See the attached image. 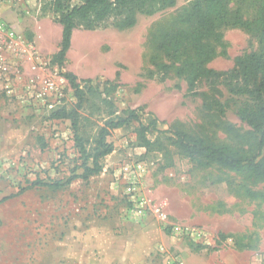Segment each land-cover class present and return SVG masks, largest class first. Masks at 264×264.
Instances as JSON below:
<instances>
[{"label": "rangeland", "instance_id": "rangeland-1", "mask_svg": "<svg viewBox=\"0 0 264 264\" xmlns=\"http://www.w3.org/2000/svg\"><path fill=\"white\" fill-rule=\"evenodd\" d=\"M49 1L0 0V20L13 27L23 45L22 52L9 55L20 61L23 83L50 78L59 93L48 98L49 104L56 102L51 107L0 96V264H264V181L213 161L199 163L177 147L173 135L179 130L240 151L256 144L221 73L233 69L237 57L259 52V36L240 27L222 28L211 41L216 54L205 65L219 77L208 74L189 87L177 74L179 63L163 48L174 32L189 29L186 13L194 0H175L150 14L137 13L130 27H120L118 15L92 26L77 23L59 66L53 56L62 26ZM263 4L240 0L237 6L252 16ZM66 72L86 90L78 133L87 149L108 116H124L129 109H137L144 124L155 120L156 130L145 132L151 143L145 148L136 122L113 129L107 140L114 150L101 159L100 174L57 189L32 186L35 179L65 180L73 170L81 171L71 119L51 116L55 109L76 105ZM100 95L112 107L104 106ZM212 99L228 101L224 115L204 107ZM135 161L145 165L138 195L161 204L169 224L128 213L126 185L117 184L112 174ZM72 205L81 208L72 214Z\"/></svg>", "mask_w": 264, "mask_h": 264}, {"label": "trees", "instance_id": "trees-1", "mask_svg": "<svg viewBox=\"0 0 264 264\" xmlns=\"http://www.w3.org/2000/svg\"><path fill=\"white\" fill-rule=\"evenodd\" d=\"M50 0L49 9L58 16L61 24V40L59 50L53 56V62L61 66L65 54L70 46L73 28L77 23H85L89 26L105 20L111 15L121 17L119 26L130 27L135 22L137 13L150 14L156 10L172 6L175 0ZM236 0H194L186 13V22L189 29L174 32L163 48L170 51L174 61L178 62L177 74L183 77L189 87H193L200 78L210 74L219 77V73L206 68V64L215 56L216 51L211 43L217 39L220 30L225 27H240L259 36L262 48L259 52H251L241 55L236 59V66L230 71L221 73L226 90L231 99H236V114L239 119L247 124L257 136L256 144L249 150L240 151L227 144H207L204 139L191 136L183 131L173 132L175 144L187 156L192 159L213 161L235 173L245 175L254 181H264V4L258 7L252 16H244ZM181 39L187 42L185 48ZM74 91L77 99L76 105L69 109H55L51 116L55 118L71 119V127L76 146L79 150L81 161L77 168L79 173L73 172L65 179L44 181L35 179L32 186H48L53 189L70 185L80 179L88 181L91 177L102 172L101 159L109 155L113 150V143L107 140L110 131L123 127L130 122H136L139 126L138 139L141 146L148 148L150 141L145 137V132L156 130V121L150 119L147 124L142 123L137 109L127 110L124 116H108L102 125L96 129L93 145L87 149L79 135L78 120L79 110L85 101L86 90L77 81L71 72L63 74ZM217 77L212 79L215 82ZM92 91V90H91ZM99 93V91H98ZM101 103L106 107H112L111 101L105 96L101 97ZM228 101L212 99L205 103L207 110H213L219 115H224L228 108ZM252 196H259L250 193ZM264 198V195H262ZM70 210L74 214L80 210ZM164 229L167 227L164 226Z\"/></svg>", "mask_w": 264, "mask_h": 264}, {"label": "built area", "instance_id": "built-area-1", "mask_svg": "<svg viewBox=\"0 0 264 264\" xmlns=\"http://www.w3.org/2000/svg\"><path fill=\"white\" fill-rule=\"evenodd\" d=\"M19 36L13 30V27L7 26L0 20V96L15 97L19 101L27 104L33 101L45 102L49 104L48 98L57 96L58 85L54 84L50 78L42 79L41 83L30 81L27 84L23 83V77L20 69V61L14 63V60L9 59L10 52L17 53L18 50L22 52V42L18 40ZM34 68V67H33ZM15 75L12 78L10 75ZM65 82L66 80L63 79ZM24 96L29 99L26 100ZM145 174V165L142 161H135L131 163H124L118 168L114 169L112 177L117 184L126 185L125 194L131 201V206L128 213L136 216H143L146 214L155 217L163 225L169 224L167 221V213L159 203H152L150 199L145 196L138 195L142 188V181ZM134 194V195H133ZM133 195V196H132ZM132 196V197H131ZM78 205H72V209H77ZM173 229H180L177 225H172ZM185 230H188L185 228ZM188 233V232H187ZM191 233L199 234V231L191 230ZM175 264H183L177 261Z\"/></svg>", "mask_w": 264, "mask_h": 264}, {"label": "crops", "instance_id": "crops-1", "mask_svg": "<svg viewBox=\"0 0 264 264\" xmlns=\"http://www.w3.org/2000/svg\"><path fill=\"white\" fill-rule=\"evenodd\" d=\"M54 257H56V255H54Z\"/></svg>", "mask_w": 264, "mask_h": 264}]
</instances>
